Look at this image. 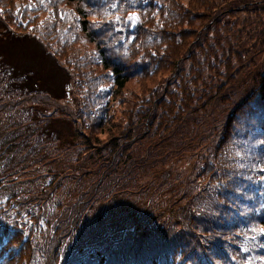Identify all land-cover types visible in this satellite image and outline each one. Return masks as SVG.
Returning <instances> with one entry per match:
<instances>
[{
  "label": "trees",
  "instance_id": "obj_1",
  "mask_svg": "<svg viewBox=\"0 0 264 264\" xmlns=\"http://www.w3.org/2000/svg\"><path fill=\"white\" fill-rule=\"evenodd\" d=\"M206 263L264 264V0H0V264Z\"/></svg>",
  "mask_w": 264,
  "mask_h": 264
},
{
  "label": "rangeland",
  "instance_id": "obj_2",
  "mask_svg": "<svg viewBox=\"0 0 264 264\" xmlns=\"http://www.w3.org/2000/svg\"><path fill=\"white\" fill-rule=\"evenodd\" d=\"M187 164V163H186ZM188 165V164H187ZM174 168H176V165L174 164L173 165ZM177 170L180 169L181 171L182 170H185L186 167H180V168H176ZM202 203V202H201ZM201 203H198L195 207L197 208ZM183 204V203H181ZM192 206V208H195ZM162 210H165L164 207H160ZM157 211H154L153 212H150V216L149 217H145V223H146V229L150 232L149 235H153V236H159L161 237L162 239H164L167 235V231H166V225H169L171 223L167 222V219H165V217L163 216V213L161 212L160 209H158V207H156ZM185 210H187V208H185ZM153 215H156L155 217H153ZM154 220V222H153ZM156 223H159L156 225ZM155 225L156 229L154 230L153 226ZM159 226L162 228L160 232H158V228ZM138 231H140V228H138ZM136 234H140L141 236L144 235V231L143 232H138ZM147 234V233H145ZM189 253L187 252H183L180 256L181 257H184L186 255H188ZM219 254L222 256V257H226L225 254H223L222 252H219ZM217 255H215L214 257H216ZM230 259L231 263H233V259L230 258V257H227ZM216 259V258H215ZM214 259V260H215ZM208 264V263H206Z\"/></svg>",
  "mask_w": 264,
  "mask_h": 264
},
{
  "label": "snow or ice",
  "instance_id": "obj_3",
  "mask_svg": "<svg viewBox=\"0 0 264 264\" xmlns=\"http://www.w3.org/2000/svg\"><path fill=\"white\" fill-rule=\"evenodd\" d=\"M131 19L135 20V19H136V17H131Z\"/></svg>",
  "mask_w": 264,
  "mask_h": 264
}]
</instances>
